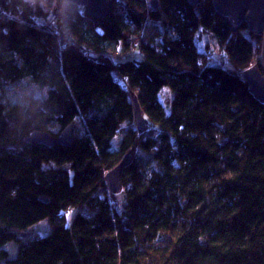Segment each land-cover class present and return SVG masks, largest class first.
Here are the masks:
<instances>
[{
	"label": "trees",
	"instance_id": "obj_1",
	"mask_svg": "<svg viewBox=\"0 0 264 264\" xmlns=\"http://www.w3.org/2000/svg\"><path fill=\"white\" fill-rule=\"evenodd\" d=\"M153 1L114 0L108 17L74 20V39L99 54L87 57L36 27L30 0H0V260L264 264V103L243 79L264 34L246 25L233 34L212 0H157L156 10ZM204 34L224 65L200 51ZM78 118L84 132L70 147L25 142ZM127 156L123 196L100 199L106 174ZM45 220L50 232L21 239Z\"/></svg>",
	"mask_w": 264,
	"mask_h": 264
},
{
	"label": "water",
	"instance_id": "obj_2",
	"mask_svg": "<svg viewBox=\"0 0 264 264\" xmlns=\"http://www.w3.org/2000/svg\"><path fill=\"white\" fill-rule=\"evenodd\" d=\"M83 6L87 14L96 20L108 17L113 10L114 0H70ZM203 0H185V2L197 8ZM216 14L229 27L233 34L238 33L244 25L254 33L264 34V0H212ZM153 9H158L159 3L154 0L151 3ZM243 79L249 85L251 94L261 103H264V74L254 67L243 72ZM135 120L140 131H145L148 122L143 118L142 109L136 100L134 103ZM75 135V125L65 128L58 136L48 131L33 133L25 140L27 144L42 145L45 147L66 146L70 147ZM131 162L127 156L114 169L105 176V182L112 194L122 191V174L124 168ZM25 237V234L22 235Z\"/></svg>",
	"mask_w": 264,
	"mask_h": 264
},
{
	"label": "rangeland",
	"instance_id": "obj_3",
	"mask_svg": "<svg viewBox=\"0 0 264 264\" xmlns=\"http://www.w3.org/2000/svg\"><path fill=\"white\" fill-rule=\"evenodd\" d=\"M203 40L200 43V51L204 52L205 51V47L206 48H210L212 51V54H214V59L213 61H211L213 64L215 65H224V63H222L221 61H219L218 59H222L223 56V51L221 49L220 44L218 43V41L211 36L210 34H204L203 36ZM259 64L262 65V67L264 68V51H262L260 57L254 61L252 68L257 67ZM251 69V68H250ZM26 88H29L26 86V84H18L17 86H15V89L19 92V94L21 95H26L27 91ZM12 94V95H11ZM16 92L15 93H10L9 96H14L16 97ZM172 99V93L169 90H165L162 93V101L163 102H167L168 100ZM74 125H75V135L79 136L81 134H83L84 132V127L82 125V122L80 121V119H75L74 120ZM46 131L51 132L53 134H59L62 131V128L60 127V125L58 123H53L51 126H49ZM120 137L117 136V138L115 139V144H117V142L119 141ZM107 186V185H106ZM122 192V191H121ZM120 193L118 194H114V195H118V197H122L123 195ZM112 193L110 192L108 186L103 189H101L97 196L100 199H104L105 196H110ZM69 216H68V220L72 221L73 215L75 214L74 212H69ZM72 213V214H71ZM80 213L84 216L90 217L96 214V211H91L88 208L84 207ZM70 223V222H69ZM52 230V227L49 223L48 220H45L37 225H35L34 227H32L31 229L23 232V233H18L21 236V239H28L29 237H35V236H42L47 234L48 232H50ZM25 234V237L23 238L22 235ZM19 243L17 241H11L9 242L6 246L5 249H7L10 253V257L11 258H16L18 256V252H19ZM0 264H7L5 261L0 260Z\"/></svg>",
	"mask_w": 264,
	"mask_h": 264
},
{
	"label": "built area",
	"instance_id": "obj_4",
	"mask_svg": "<svg viewBox=\"0 0 264 264\" xmlns=\"http://www.w3.org/2000/svg\"><path fill=\"white\" fill-rule=\"evenodd\" d=\"M30 3L34 12L33 22L36 27L48 29L55 35L65 38L87 57L99 55L94 50L79 45L70 31L74 20L80 16L88 15L83 6L70 0H30ZM214 56L211 57L210 61H213Z\"/></svg>",
	"mask_w": 264,
	"mask_h": 264
}]
</instances>
